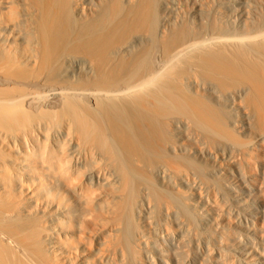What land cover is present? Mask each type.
<instances>
[{
	"label": "bare ground",
	"instance_id": "obj_1",
	"mask_svg": "<svg viewBox=\"0 0 264 264\" xmlns=\"http://www.w3.org/2000/svg\"><path fill=\"white\" fill-rule=\"evenodd\" d=\"M186 245L264 264V0H0V264Z\"/></svg>",
	"mask_w": 264,
	"mask_h": 264
},
{
	"label": "rangeland",
	"instance_id": "obj_2",
	"mask_svg": "<svg viewBox=\"0 0 264 264\" xmlns=\"http://www.w3.org/2000/svg\"><path fill=\"white\" fill-rule=\"evenodd\" d=\"M234 220H235V219H234ZM155 244H156V243H155ZM232 244H233V243H232L231 241H228V244H227L226 246H224L223 248H224L225 250H230V249L233 248ZM155 246H156L157 249L159 248V247H157V245H155ZM170 252H172L171 249H169L168 254L165 255L164 259L168 260V264H174V261H173V259H172V258H174V257H172V256L169 255ZM172 254H173V252H172ZM193 254H194V251L192 250V248H191V247H188V246L186 245L185 252L182 253L180 256H178V258H179L180 261H181L180 264H189L188 261L192 258ZM154 256H155V255H154ZM235 264H237V263H235Z\"/></svg>",
	"mask_w": 264,
	"mask_h": 264
}]
</instances>
